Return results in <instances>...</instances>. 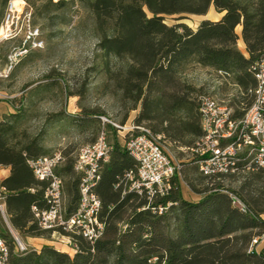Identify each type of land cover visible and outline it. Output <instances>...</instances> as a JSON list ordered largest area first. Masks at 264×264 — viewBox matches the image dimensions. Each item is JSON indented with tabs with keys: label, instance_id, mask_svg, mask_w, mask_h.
<instances>
[{
	"label": "trees",
	"instance_id": "16d2710c",
	"mask_svg": "<svg viewBox=\"0 0 264 264\" xmlns=\"http://www.w3.org/2000/svg\"><path fill=\"white\" fill-rule=\"evenodd\" d=\"M88 6L95 17L101 52L98 71L106 89L131 110L141 107L132 122L149 121L153 132L188 146L187 137L200 138L199 103L191 97L195 88L182 79L191 62L233 79L248 99L243 107L230 104L235 116H242L253 101L251 66L264 53V0H88ZM211 7L223 15L202 20L196 29L167 21L207 14ZM241 38L246 52L238 46ZM94 115L81 119L98 120L89 119ZM25 117L18 110L0 120V165L10 167L2 186L11 224L22 233L44 236L51 231L40 228L32 207H46V183L36 179L28 163L47 152L41 144L44 131L32 136L26 128L21 130ZM112 146L95 187L105 223L100 238L93 242L71 232L77 245L73 255L52 245L40 251H15L12 243V264H264V248L250 249L252 240L264 233V169L223 177L200 171L187 183L203 195L198 201L183 197L176 174L167 194L150 197L128 189L125 175L137 172V162L118 139ZM75 160L59 170L70 213L80 199ZM229 177L243 180L230 188L223 183ZM232 195L244 209L234 204ZM160 206L165 207L163 212Z\"/></svg>",
	"mask_w": 264,
	"mask_h": 264
},
{
	"label": "rangeland",
	"instance_id": "374dc122",
	"mask_svg": "<svg viewBox=\"0 0 264 264\" xmlns=\"http://www.w3.org/2000/svg\"><path fill=\"white\" fill-rule=\"evenodd\" d=\"M60 1L63 2L62 5L57 6L56 3ZM8 2L9 0H0V24ZM26 2L32 11L34 24L41 28L45 47L25 55L13 68L9 77H0V91L9 96L1 101L11 103L15 111H22L26 115L21 130L26 128L32 136L41 130L44 131L41 144L47 151L45 154H52L58 150L63 152L65 159L59 167L60 170L75 160L81 145L95 141L103 127L107 129L111 143L116 139L123 143L125 132L115 130L99 116H105L121 125L130 124L135 120L141 107L131 110L130 105L124 104L111 88L105 87V77L98 71L101 66V58L98 57L101 52L97 47L99 37L88 0H26ZM218 18L216 9L211 7L207 14H193L181 20L167 18V21L170 24L185 22L196 29L202 20ZM18 44L20 39H12L1 47L0 70L5 66L8 52ZM238 46L246 52L241 40ZM182 79L195 88L191 97L197 106L203 94L213 95L220 103L232 104L237 108L243 107L242 102L248 101L242 96L241 90L231 77H225L196 62L187 65L185 72L182 73ZM2 104L0 103V111L4 109ZM93 112L96 115L89 119L98 120L81 119L87 118V114ZM6 115L1 114L0 120ZM189 120L192 122L194 118ZM141 124L151 127L149 121ZM198 138V135L187 137L185 140L191 141L190 146L173 141L164 135L161 139L165 151L179 167L178 180L183 196L187 198L197 197L196 192L191 190L187 183L189 179H195L200 175L199 167L189 149ZM242 180L229 177L225 178L223 183L227 187L237 188ZM6 215L7 220L0 210V232L5 231L9 244L17 245L15 236H18L27 249L40 248L41 245L68 249L65 246L66 233L49 232L44 236H31L20 232L11 224L7 206Z\"/></svg>",
	"mask_w": 264,
	"mask_h": 264
},
{
	"label": "built area",
	"instance_id": "2783aa9c",
	"mask_svg": "<svg viewBox=\"0 0 264 264\" xmlns=\"http://www.w3.org/2000/svg\"><path fill=\"white\" fill-rule=\"evenodd\" d=\"M12 39H20V44L14 45L6 55L5 66L0 70V77L3 78L9 77L13 68L30 51L45 47L41 28L34 24L26 0H9L7 3L0 24V49ZM251 70L255 78V85L250 89L253 101L242 116H235L232 106L220 103L213 95L203 94L199 98L203 134L189 149L205 176L223 177L264 169V53L252 64ZM6 98H9L8 94L0 91V101ZM100 118L104 123L114 125L118 131L125 132L121 145L137 162V172L125 175L128 189L146 192L150 197L167 194L179 167L165 151L161 143L163 135L144 124L131 122L121 125L105 116ZM112 149L105 127L95 141L79 148L74 168L81 176L80 199L78 207L71 213L64 193L65 181L59 173L65 159L63 152L58 150L28 161L36 179L46 183V207L36 204L32 207L38 225L46 231L66 233V243L74 253L77 245L72 241L71 232H78L94 242L104 231L105 223L100 217L102 202L95 187L101 179L104 163L111 158ZM5 168L0 165V210L7 220L6 189L2 186V171ZM232 196L234 204L244 209L240 199ZM164 209L163 206L158 208L159 212ZM15 238L18 242L15 251L26 250L22 240L18 236ZM263 241L264 233L252 240L250 249L259 250ZM0 264H12L10 244L1 232Z\"/></svg>",
	"mask_w": 264,
	"mask_h": 264
},
{
	"label": "crops",
	"instance_id": "0c3cea01",
	"mask_svg": "<svg viewBox=\"0 0 264 264\" xmlns=\"http://www.w3.org/2000/svg\"><path fill=\"white\" fill-rule=\"evenodd\" d=\"M218 14H219V18L223 15V13H220V12H217ZM238 32L241 34V29H242V27L241 26H238ZM241 41H242V44H243V47H244V49H245V44H244V41H243V39L241 38L240 39ZM239 40V41H240ZM0 103H3L2 105H3V108L4 109H2L1 111H0V115L1 114H3V113H6V114H9V113H11V112H14L15 111V109H14V107H13V105L11 104V103H9V102H7V101H1ZM121 143V142H120ZM2 173L4 174L3 176V178H5V177H7L9 174H10V167H7V168H5V170H3L2 171ZM189 186V185H188ZM191 189V188H190ZM192 190V189H191ZM197 194V197H194V198H187V197H185V196H183L184 198H186V199H188V200H191V201H198V200H200L202 197H203V195L202 194H200V193H196ZM182 195H183V193H182ZM263 218H264V215H263ZM29 238V237H28ZM35 238V237H34ZM263 243V242H262ZM260 244L259 245V248H264V244ZM68 249L67 250H64V249H61V248H57V249H59V250H61V251H66V252H68V253H70L71 255H73L74 254V251L71 249V247L69 246V245H65ZM42 247V245L40 246V248ZM40 248H35L36 250H38V251H40Z\"/></svg>",
	"mask_w": 264,
	"mask_h": 264
}]
</instances>
